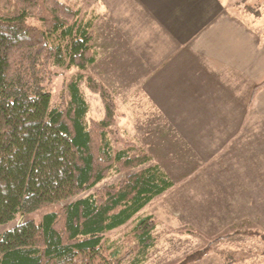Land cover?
<instances>
[{"label":"trees","instance_id":"trees-1","mask_svg":"<svg viewBox=\"0 0 264 264\" xmlns=\"http://www.w3.org/2000/svg\"><path fill=\"white\" fill-rule=\"evenodd\" d=\"M94 36L75 2L0 0V227L25 218L0 232V264H140L155 246L150 214L127 233L136 248L110 240L173 181L159 165H146L151 156L133 141L114 142L117 104L108 87L76 73L50 107L52 68L86 69L95 61ZM81 81L99 95L101 118L86 119ZM114 173L117 180L98 186ZM47 206L40 222L27 217ZM240 232L264 240L260 231ZM209 251L210 243L178 264Z\"/></svg>","mask_w":264,"mask_h":264},{"label":"crops","instance_id":"crops-1","mask_svg":"<svg viewBox=\"0 0 264 264\" xmlns=\"http://www.w3.org/2000/svg\"><path fill=\"white\" fill-rule=\"evenodd\" d=\"M95 1L115 47L144 62L147 100L190 150L187 160L211 164L221 181L257 182L264 207V124H246L264 119V110L251 108L253 94L264 95V84L254 89L264 81V0ZM134 25L145 43L134 42ZM241 186V197H250Z\"/></svg>","mask_w":264,"mask_h":264},{"label":"rangeland","instance_id":"rangeland-1","mask_svg":"<svg viewBox=\"0 0 264 264\" xmlns=\"http://www.w3.org/2000/svg\"><path fill=\"white\" fill-rule=\"evenodd\" d=\"M77 2L81 18L92 21L95 61L84 70L76 67L68 70L52 68L55 75L46 85L51 94L50 107L61 102V94L66 91L65 84L71 76L79 72L93 76L108 87L117 104L114 142L122 144L125 140L133 141L138 149L151 156L146 165H159L173 181L169 189L154 197L126 223L109 232L110 240L122 250L129 246L136 248L134 242L126 240L127 233L138 217L150 214L157 221L153 230L156 243L146 260L140 264H178L187 254L209 243L208 254L189 264H264V240L257 235L237 233V230L244 229L264 233V214L258 213V209L263 210L264 207H259L253 193L260 185L257 182L221 181L222 177L216 175L219 173L211 170V164L202 165L192 157L187 160L190 150L147 100L144 88L147 71L144 62L141 63L134 55H125L122 50L129 51L126 47H115L112 38L108 36L113 31L105 18L103 6L96 4L95 0ZM240 4L237 8L239 14H242L243 3ZM132 30L134 42L137 40L145 43L144 32L137 29V25ZM79 86L88 104L86 119L101 118L103 106L99 95L88 90L84 81ZM256 94L259 95V90L253 94V98L257 99ZM256 99L251 108L264 110V95ZM157 113L161 119L155 115ZM246 124H264V119L248 118ZM219 168L218 172L229 171L228 166ZM119 177L118 174H111L98 186ZM241 185L247 188L246 194H250V197H241ZM94 189L77 197L91 193ZM261 189V192L264 191L263 185ZM235 192L239 195L237 198L229 197V193ZM51 208L47 206L35 210L27 217L40 222ZM23 219L17 216L12 222L1 226L0 232Z\"/></svg>","mask_w":264,"mask_h":264}]
</instances>
